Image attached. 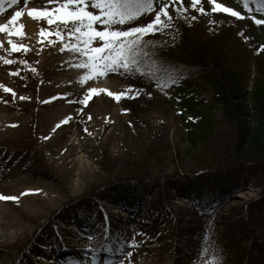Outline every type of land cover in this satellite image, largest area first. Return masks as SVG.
Wrapping results in <instances>:
<instances>
[{"label":"rangeland","instance_id":"1","mask_svg":"<svg viewBox=\"0 0 264 264\" xmlns=\"http://www.w3.org/2000/svg\"><path fill=\"white\" fill-rule=\"evenodd\" d=\"M166 2L173 18L169 26L145 35L132 53L143 55L147 64L133 63L131 72L92 79L88 69L77 66L87 58L71 50L75 38L60 39L57 24L28 14L57 4L1 3L0 25L9 28L0 32V194L18 198V191L29 193L24 199H0V264H68L73 257L81 264H99L98 256H103L100 264H244L250 246L264 261V213L255 204L264 196V163L235 165L232 170L244 183L204 203L195 185L209 184L211 172L230 166H221L218 159L230 128L207 83L188 79L189 91L167 84L151 62L155 57L147 54L155 45L170 44L180 27L195 35L219 29L221 37H230L222 46L229 63L248 75L251 90L258 76L253 58L264 49V23H256L264 21V0H199L195 8L192 0ZM216 4L243 18L216 9ZM161 6L162 0H155L152 13L113 27L146 25ZM16 11L22 15L10 25ZM59 30L66 31L63 24ZM9 40L19 50H12ZM129 86L138 94L119 100L108 95ZM89 88L107 92L90 94L81 103ZM190 105L211 122L197 144L187 136L196 116ZM138 182V211L127 212L121 200L113 203L96 194L118 183L127 192L130 183ZM61 245L66 251H60Z\"/></svg>","mask_w":264,"mask_h":264},{"label":"trees","instance_id":"2","mask_svg":"<svg viewBox=\"0 0 264 264\" xmlns=\"http://www.w3.org/2000/svg\"><path fill=\"white\" fill-rule=\"evenodd\" d=\"M6 1L0 0V5ZM229 38L221 37L219 29L208 34L195 35L189 28L180 27L170 44L155 45L153 49L147 50L148 56L155 57L152 58V64H157L158 71L167 77L165 80L167 84L174 83L189 91L190 88L186 85L188 79L207 83L211 100L220 106L222 117L230 128L226 140L220 143L224 147L222 155L218 157L221 166L222 164L224 167L230 166L226 170L211 172L209 184L195 185V191L204 203H209L228 191H235L244 183L242 179L238 180L241 177L240 173L232 170L235 165L249 168L264 163V49L259 50L253 58L258 76L254 79L252 89L247 90L248 75L235 71L228 61L227 50L222 49ZM141 56L143 55H132L138 67L147 64ZM189 107L196 116L188 124L187 136L192 144H197L202 141L211 122L203 112L195 111L193 105ZM122 185L123 183L113 184L112 189L101 193L100 190L96 194L102 200L113 203L121 200L125 203V209H139L140 182L130 183L127 192L121 191ZM185 189L189 192L191 183H188ZM260 199L255 204L264 213V196ZM95 206L98 210V205ZM96 212L93 211L92 218L96 217ZM110 246L112 247V244ZM102 259L103 256H98L97 262L100 264ZM71 264L80 263L73 259ZM244 264H264L262 258L256 254L255 247L248 248Z\"/></svg>","mask_w":264,"mask_h":264},{"label":"snow or ice","instance_id":"3","mask_svg":"<svg viewBox=\"0 0 264 264\" xmlns=\"http://www.w3.org/2000/svg\"><path fill=\"white\" fill-rule=\"evenodd\" d=\"M47 2L55 3L58 7L47 10L33 8L29 10V16H32L34 19L46 20L50 26L54 23L57 24L58 30L55 32V35L60 39H63L65 36L69 40L73 37L75 38L77 43L72 46L71 50L77 51L87 58L84 64L77 66L88 69V79L99 75H106L108 72H119L121 70L131 72L133 70L132 64L134 63L131 54L143 42L142 38L149 33L162 31L165 27L169 26L168 22L173 19L169 14V3L166 0H162V6L159 7L158 11H155V17L152 21L146 25L129 27L127 30L113 26L124 25L138 19L144 14L152 13L155 10V0H47ZM180 2L183 4V0H180ZM198 2L199 0H192V7L195 8ZM211 2L215 3V0H211ZM11 3L16 4L18 0H11ZM89 7L93 10H88ZM216 9H222L233 16L243 18L240 12L223 5L216 4ZM199 10L204 12L202 7ZM180 14L181 9L178 8L177 15ZM21 15V11H16L10 18L9 24L11 25L16 22L17 18ZM54 16L55 19H53ZM192 19H195V17ZM256 23H264V21L256 20ZM60 24H63L66 30L63 33L59 30ZM97 25L100 27H97ZM19 27L22 29L24 25L21 23ZM8 28L9 25H0V32ZM40 32L43 35L45 29L41 28ZM11 34L12 32L10 31L9 35ZM17 34L22 35L23 33ZM49 35H52V33L49 32ZM93 41L102 43H100V46L92 47ZM9 43H12V41L9 40ZM19 47L24 48L25 51L28 50L24 45H20ZM65 47H68V45ZM12 50L17 51L19 48L16 44L12 43ZM64 50L65 48H61V51ZM5 62L9 64L14 63V61L10 60H6ZM6 91L11 92L12 90L6 89ZM100 91L107 92V89L89 88L85 94L86 99L80 102L86 104L87 99L91 98L90 94L98 95ZM134 92L138 94V90H134L132 86H129L123 93L114 94L108 92V95H114L119 100L121 96H131ZM64 95L66 96L67 94ZM55 98L51 97L50 100ZM21 99H25V97H21ZM89 119H91V116H89ZM64 122L66 121H61V123ZM59 126L58 124L57 127ZM85 131L87 132L88 130L85 129ZM0 199L16 200L18 198L0 194ZM87 238L89 240L92 239L91 236ZM132 247H136V244L133 243ZM125 255L130 256L131 252H126Z\"/></svg>","mask_w":264,"mask_h":264},{"label":"bare ground","instance_id":"4","mask_svg":"<svg viewBox=\"0 0 264 264\" xmlns=\"http://www.w3.org/2000/svg\"><path fill=\"white\" fill-rule=\"evenodd\" d=\"M19 193H20V194H19ZM28 193H29V192H20V191H18V192L16 193V196H18L19 199H24ZM81 235L84 236L83 233H81Z\"/></svg>","mask_w":264,"mask_h":264}]
</instances>
